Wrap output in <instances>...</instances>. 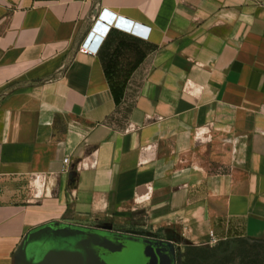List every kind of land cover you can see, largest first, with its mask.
I'll list each match as a JSON object with an SVG mask.
<instances>
[{"label": "crops", "instance_id": "0c3cea01", "mask_svg": "<svg viewBox=\"0 0 264 264\" xmlns=\"http://www.w3.org/2000/svg\"><path fill=\"white\" fill-rule=\"evenodd\" d=\"M104 10L149 38L80 53ZM140 211L194 243L263 238L264 0H0V264H79L25 247Z\"/></svg>", "mask_w": 264, "mask_h": 264}, {"label": "rangeland", "instance_id": "374dc122", "mask_svg": "<svg viewBox=\"0 0 264 264\" xmlns=\"http://www.w3.org/2000/svg\"><path fill=\"white\" fill-rule=\"evenodd\" d=\"M119 81H125L121 78ZM143 212H135L129 220L121 223L113 222V217L108 218L109 222L102 226L89 223L87 229L99 231H111L119 229L121 232L128 231L136 234L150 233L152 239L168 241L175 249L176 264H241L243 252H250L252 256L258 252H264V243L260 241H250L238 233L211 234L201 243H194L177 230H154L148 227L144 221ZM74 226L75 224H71ZM93 226V227H92ZM69 234H80L69 231ZM90 238L96 237L89 235ZM78 259V257H77Z\"/></svg>", "mask_w": 264, "mask_h": 264}, {"label": "water", "instance_id": "95a60500", "mask_svg": "<svg viewBox=\"0 0 264 264\" xmlns=\"http://www.w3.org/2000/svg\"><path fill=\"white\" fill-rule=\"evenodd\" d=\"M110 19L114 16L107 13ZM47 227L51 230H65L79 232L84 236H94L92 241H98L100 238H107L111 241V247H100L91 245L93 260L89 264H176L175 249L172 243L168 241H159L150 238L151 234L146 236L134 235L118 232H108L81 228L77 226L64 225L62 223H51ZM41 229L33 231L39 232ZM51 252L46 244L40 241L26 245L25 253L29 257H34L37 262L42 261L45 256ZM57 252H51L56 256ZM78 257V259H77ZM69 259L77 261L79 264H85L79 253L69 254Z\"/></svg>", "mask_w": 264, "mask_h": 264}, {"label": "bare ground", "instance_id": "6f19581e", "mask_svg": "<svg viewBox=\"0 0 264 264\" xmlns=\"http://www.w3.org/2000/svg\"><path fill=\"white\" fill-rule=\"evenodd\" d=\"M100 16V15H99ZM103 20L111 22V19L106 16H101ZM95 24L93 25V27ZM41 243L46 244L51 252H59L66 250L71 253H79L82 256L83 262L89 264L93 260L91 245L100 247H111V241L107 238H100L97 242L90 240L88 236L81 234H49L41 236L39 240Z\"/></svg>", "mask_w": 264, "mask_h": 264}, {"label": "built area", "instance_id": "2783aa9c", "mask_svg": "<svg viewBox=\"0 0 264 264\" xmlns=\"http://www.w3.org/2000/svg\"><path fill=\"white\" fill-rule=\"evenodd\" d=\"M107 13H109V12L104 10L100 14V16H98V19L95 22V26L92 27L91 31L89 32V34L87 35L85 40L82 42L81 46L79 47V52L80 53H83V54H86V55L95 54L98 51V49H99L101 43L103 42V40L106 38V36L110 32V30H112V29H117V30L123 31V32H125V33H127L129 35L138 37L140 39L147 40L149 38V36H150V28L149 27H147L145 25H141V24H137V23L131 22L130 20L125 19V18L116 17L114 15H113L114 18L111 19V22L107 21L111 25L110 26H105L104 25V27L107 28V32H106V34L104 35L103 38H100L99 36L93 34V31H94L95 28L97 29V26H100L101 24L103 25V23H101L100 19L103 20L101 16L103 14L106 15ZM109 14H111V13H109ZM91 36H93L94 38L91 37ZM95 40H99V41L96 43V42H94ZM64 163L66 165L69 164V160L65 159ZM211 234H212V232H211Z\"/></svg>", "mask_w": 264, "mask_h": 264}, {"label": "trees", "instance_id": "16d2710c", "mask_svg": "<svg viewBox=\"0 0 264 264\" xmlns=\"http://www.w3.org/2000/svg\"><path fill=\"white\" fill-rule=\"evenodd\" d=\"M136 65H131V70L135 67ZM129 68V70H130ZM128 70V73H129ZM127 73V75H128ZM113 93L115 95V101L118 102L120 96L122 95V90H123V85L119 86L118 84H113L112 86ZM117 89L118 92L115 90ZM260 241L261 243H264V236L262 239L257 240ZM241 264H264V252H258L256 255L252 256L250 252H243V258L241 259Z\"/></svg>", "mask_w": 264, "mask_h": 264}, {"label": "flooded vegetation", "instance_id": "af4514ba", "mask_svg": "<svg viewBox=\"0 0 264 264\" xmlns=\"http://www.w3.org/2000/svg\"><path fill=\"white\" fill-rule=\"evenodd\" d=\"M116 232H118V233H125V232H121V230H119V229H117V230H115ZM108 232H111V231H108ZM114 232V231H113ZM126 234H134V235H143V236H146V234H148V233H141V234H136V233H134V232H127ZM151 237V236H150Z\"/></svg>", "mask_w": 264, "mask_h": 264}]
</instances>
